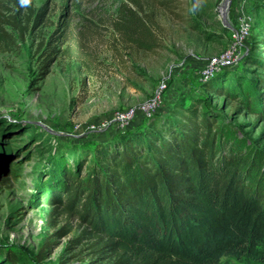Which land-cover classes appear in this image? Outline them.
Returning a JSON list of instances; mask_svg holds the SVG:
<instances>
[{"label":"rangeland","instance_id":"obj_1","mask_svg":"<svg viewBox=\"0 0 264 264\" xmlns=\"http://www.w3.org/2000/svg\"><path fill=\"white\" fill-rule=\"evenodd\" d=\"M2 3L20 19L28 13L21 0ZM222 3L30 0L29 29L19 47L0 51L2 264L9 252L19 264H103L90 255L85 238L77 240L78 220L40 199L57 159L70 165L82 157L92 162L100 148L111 154L130 133L143 134L151 121L160 126L190 106L223 116L264 147V116L206 86L224 82L227 74L231 82L245 69L255 70L248 57L264 48V0H229L221 14ZM43 6L45 18L35 23ZM126 7L150 27L151 50L127 42L116 29ZM246 23L248 32L240 35ZM229 47H234L233 60L210 67V59ZM154 98L159 103L148 114ZM129 109L135 112L131 119L111 121ZM10 167H17L16 177L4 183L1 177ZM47 240L53 242L42 255L39 249ZM220 264L264 263L223 256Z\"/></svg>","mask_w":264,"mask_h":264},{"label":"trees","instance_id":"obj_2","mask_svg":"<svg viewBox=\"0 0 264 264\" xmlns=\"http://www.w3.org/2000/svg\"><path fill=\"white\" fill-rule=\"evenodd\" d=\"M21 1L28 10L22 19L0 0L2 52L17 49L29 29L30 0ZM45 14L40 7L33 21ZM120 18L115 27L127 42L151 50L150 27L130 7ZM248 58L255 70L206 86L264 116V48ZM174 115L160 126L151 121L143 134L130 133L111 154L100 148L92 162L57 159L40 199L78 220L77 240L85 238L103 264H220L223 256L264 263V147L204 108ZM16 170L10 167L1 180L15 178ZM3 260L20 263L13 252Z\"/></svg>","mask_w":264,"mask_h":264},{"label":"built area","instance_id":"obj_3","mask_svg":"<svg viewBox=\"0 0 264 264\" xmlns=\"http://www.w3.org/2000/svg\"><path fill=\"white\" fill-rule=\"evenodd\" d=\"M248 29H249V25L246 23L242 27L240 35H244V34L246 35L248 32ZM233 48L234 47H229L228 49H226L222 53L221 57H212L209 61L210 67H211V65H215L217 63H224L225 61L228 62L230 60H233ZM207 71L209 72V67H208ZM158 103H159L158 98H154L149 103L148 110H147L148 114L157 107ZM134 113H135L134 109H129V110L124 111V112H117L115 117L111 121H126V120L128 121L129 119H131L134 116Z\"/></svg>","mask_w":264,"mask_h":264},{"label":"bare ground","instance_id":"obj_4","mask_svg":"<svg viewBox=\"0 0 264 264\" xmlns=\"http://www.w3.org/2000/svg\"><path fill=\"white\" fill-rule=\"evenodd\" d=\"M227 2H228V0H223L222 5L220 6L221 14H222V13H225V9H226V7H227Z\"/></svg>","mask_w":264,"mask_h":264},{"label":"water","instance_id":"obj_5","mask_svg":"<svg viewBox=\"0 0 264 264\" xmlns=\"http://www.w3.org/2000/svg\"><path fill=\"white\" fill-rule=\"evenodd\" d=\"M229 1V0H228ZM227 4H228V2H227Z\"/></svg>","mask_w":264,"mask_h":264}]
</instances>
